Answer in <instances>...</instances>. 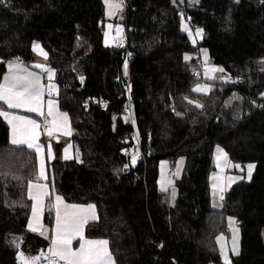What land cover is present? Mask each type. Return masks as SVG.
Wrapping results in <instances>:
<instances>
[{"label":"trees","instance_id":"trees-1","mask_svg":"<svg viewBox=\"0 0 264 264\" xmlns=\"http://www.w3.org/2000/svg\"><path fill=\"white\" fill-rule=\"evenodd\" d=\"M103 1L0 0V80L7 61L32 62L39 42L59 86L58 107L70 119L74 156L60 161L55 145L52 191L66 203L95 206L98 220L84 236L107 241L115 264H223L215 237L226 228L225 216L240 223V254L231 264H264V0L128 1L133 123L145 154V164L135 166L139 150L116 81L124 54L103 40ZM184 21L202 29L196 46L181 30ZM202 49L225 78L208 81L206 96L193 92L207 82L192 76L196 60L205 68ZM88 97L109 105L85 111ZM215 146L232 162L255 164L250 181L225 193L221 211L209 200ZM180 157L185 169L171 205L156 189L158 164ZM36 177L35 154L10 145L0 118V264H18L19 251L46 250L47 241L26 229L28 185ZM43 223L49 232V202Z\"/></svg>","mask_w":264,"mask_h":264},{"label":"crops","instance_id":"crops-1","mask_svg":"<svg viewBox=\"0 0 264 264\" xmlns=\"http://www.w3.org/2000/svg\"><path fill=\"white\" fill-rule=\"evenodd\" d=\"M187 21L182 22L181 24V30L182 32L189 38L188 40L192 43L193 46H196L201 42L203 32H201V35L197 36L196 32L198 29H194L190 26ZM186 26V28H185ZM202 30V29H199ZM34 45H39L40 49H43L41 44L39 42H34L32 44V51L34 53V59L32 62L26 64L21 62L20 60H14V61H7L6 62V71L2 76V79L0 80V85L3 84H8L9 86L13 83L18 82V78L24 79L31 81L32 83H35V78H38L39 84L42 86V97L39 100L38 104H33L32 106L38 107L39 108V113L38 112H30L27 111L26 108H8L7 104H5L3 101H0V111L8 112L12 116H20L24 117L29 120L35 121L37 125H39L38 128L31 129L30 126L27 125H21L17 121H13V124L17 125V132L16 136L17 138H27L24 137V130L28 129L29 131H32L36 137H38L35 140V143L40 146V151L37 152L35 148L29 149L27 147V144H21V145H10L12 146H23L26 148V150L32 152L36 156L37 160V177L36 180L30 184L32 185H37V187H32L31 189L29 188L28 185V198L31 201V211L29 218L27 220L26 224V229L37 236L43 237L45 241H47V246L46 250H44L40 254H35L36 257H42L44 255H52L51 249L53 246V239L57 235V207L60 209V215H61V223H64L65 220V213H72L75 212L76 214V219L80 222L83 223L85 219H87L86 223H83V237L84 240L87 241H101L102 239H91V238H86L84 236L85 228L89 223H94L98 220L97 216V210L94 205L88 204V205H76L78 208L76 209H71V208H66V205H75V204H69L66 203L65 200L57 194L56 192L52 191V187L48 183V175L50 170V165L53 163L55 160V145L59 142L54 140V135L60 136V139L62 142H64V138L67 140L65 142H70L71 134L72 131H69L70 127V119L68 115L65 112L60 111L58 107V102L56 100L59 92V86L55 80V75L52 78L49 79V72H48V64H47V59L44 58L43 55L38 54V50L34 51L33 46ZM43 51L46 53V51L43 49ZM47 54V53H46ZM40 64L44 65V69L37 68L35 65ZM9 65H13V67L10 69ZM18 65L19 67H15ZM219 69L216 66L212 64L205 65V73H204V79L207 82L200 83L198 85L207 88L209 91V87L207 86L208 81H224V73L222 71H211V69ZM31 74V75H29ZM9 77L8 81H5V77ZM209 77H213V79H209ZM51 86V89H50ZM197 87V85L195 86ZM194 87V88H195ZM194 92L197 95L200 96H206L207 93L209 92ZM49 101H51V115L49 114ZM67 117L65 119L64 117ZM44 117H47L49 119V126L45 129H42L41 126V121ZM0 118L3 120V122L6 124L8 127L9 131V142L12 139L13 136V124H10L4 117L0 116ZM71 130V127H70ZM49 131H51V135H49ZM65 133H70V134H65ZM53 137V139L51 138ZM71 143V142H70ZM49 151L51 152V158H49ZM60 156H64V160H69V158H65V156L70 157V152L68 150L61 149ZM74 156V155H73ZM61 161V159H60ZM41 170H43V178H41ZM210 178V177H209ZM30 192L31 196L35 197L36 199L30 198ZM57 197H60L62 200V203L57 202ZM51 204L52 207V212H53V223L52 227L49 230V232L46 231L43 223L44 219V211L47 203ZM33 205H36L37 207V212L35 217L33 216ZM92 206L90 209L89 206ZM93 215L95 216V219H93ZM31 222L32 228L35 229V231L31 230L29 227V224ZM74 234V233H73ZM105 241V240H104ZM82 241L80 240L79 235H75V238L71 242V247L72 250L75 251L79 249L80 243ZM99 247V246H97ZM107 251L110 255V260L106 261V264H115L114 263V258L109 252L108 246H107ZM23 254V259L17 258L18 264H24V260L32 258V256H29V254L19 251L18 254ZM17 254V255H18ZM57 258L65 264L64 260H61L58 256ZM37 261L35 264H37Z\"/></svg>","mask_w":264,"mask_h":264},{"label":"snow or ice","instance_id":"snow-or-ice-1","mask_svg":"<svg viewBox=\"0 0 264 264\" xmlns=\"http://www.w3.org/2000/svg\"><path fill=\"white\" fill-rule=\"evenodd\" d=\"M106 5H108L110 10L113 9H119L121 7V4L114 3L113 0H105ZM114 14L113 11H109V15ZM111 27V26H110ZM186 28V26H185ZM202 30H197L196 35H201ZM107 35V34H106ZM34 51L38 50V54L43 55L45 59H47V54L43 51V49H40L39 45L33 46ZM206 54V53H205ZM189 57L185 56V60H188ZM13 65H9V68L11 69ZM15 67H19L16 65ZM37 68L44 69V65L37 64L35 65ZM223 71V69H211V71ZM49 72V79L52 78V71L48 69ZM31 75V74H29ZM209 79H213V77H209ZM9 77H5V81H8ZM51 89V86H50ZM194 92H207L208 89L204 88L200 85H197V87L193 88ZM42 97V86L39 84L38 78H35V83H32L31 81L24 80L21 78H18L17 83H13L10 86L6 83L3 85H0V101H3L5 104H7L8 108H26L27 111L30 112H38L39 108L32 106L33 104H38L39 100ZM189 103H193L192 101H188ZM197 107H202V105L197 104ZM49 114L51 115V101H49ZM0 116L4 117L10 124H13V121L19 122L21 125H27L30 126L31 129L38 128L39 125L35 123L33 120L26 119L24 117L20 116H12L8 112L0 111ZM67 119V117H64ZM17 132V125L13 124V136L10 141L12 145H21V144H27V147L29 149L35 148L37 152L40 151V146L35 143V140L38 138L34 135L32 131H29L28 129L24 130V137L27 138H17L16 136ZM51 135V131L48 133ZM70 134V133H65ZM218 151L221 153V155H224L222 149H218ZM49 158H51V152L49 151ZM65 158H69L65 156ZM226 158V157H225ZM219 159V157H218ZM135 160V158H134ZM235 167L239 168V165H236ZM248 168V179H251L252 176V170L254 168V165L249 164L247 165ZM41 178H43V170H41ZM235 179H241V178H232L231 182H235ZM37 187V185L29 184V188ZM30 198L36 199L35 197L31 196L30 192ZM223 199V197H221ZM57 202L62 203V200L60 197H57ZM66 208L76 209L78 206L76 205H66ZM89 208L91 209L92 206L90 205ZM37 212L36 205H33V216L35 217ZM75 212L72 213H65V220L64 223H61V215H60V209L57 207V235L53 239V246L51 249L52 256L53 257H59L61 260L65 261V264H106V261L110 260V255L107 251V241L101 240V241H87L84 240L83 237V223L87 222V219L83 221V223H80L76 218ZM95 219V216L92 217ZM230 227L234 224V219L229 218ZM29 227L31 230L35 231L34 228H32L31 222L29 224ZM234 237H233V255H239L238 247H237V236L235 233H238V229L233 228ZM74 233V234H73ZM75 235L80 236V240L82 241L80 243L79 249L73 251L71 247V242L75 238ZM222 239V237H218L217 241L219 242ZM99 246V247H97ZM221 255L224 258L225 264H230V261L228 260V257L226 253L224 252L223 248L221 251ZM20 258L23 259V254H19ZM40 259V257H32L30 259L24 260V264H35L36 260ZM49 264H55L53 260H49Z\"/></svg>","mask_w":264,"mask_h":264},{"label":"rangeland","instance_id":"rangeland-1","mask_svg":"<svg viewBox=\"0 0 264 264\" xmlns=\"http://www.w3.org/2000/svg\"><path fill=\"white\" fill-rule=\"evenodd\" d=\"M114 3H118L115 0H113ZM174 2H179L180 4L187 3L188 5H192L196 2V0H174ZM105 6V24L103 28V40L106 45L113 46L115 37H121L124 32V26L122 22V15H123V9L122 6L119 9H113L110 10L108 5H106L105 0L103 1ZM109 11H113L114 14L109 15ZM111 26V27H110ZM107 34V35H106ZM206 53V54H205ZM201 60L205 65L210 64L209 56L205 49H202L200 52ZM189 59L193 56H188ZM52 74L54 76V72L52 69ZM59 88V87H58ZM60 91V90H59ZM59 93V92H58ZM49 126V122L44 125V128ZM69 131L70 127H69ZM55 138H58L60 145V150H68L70 152L69 160H64V156H61V161L66 162L73 159V149L70 142H65L67 139L64 138V142L61 141L60 136L54 135ZM53 139V137H51ZM218 149H222L224 155H221V153L218 151ZM219 157V159H218ZM226 157V158H225ZM135 157L131 160V165L135 166L137 162ZM185 159L180 157L175 160L173 164L169 163L167 160H162L158 164V177H157V191L160 194L166 195L169 199V203L173 205L175 203L176 197H177V188H176V181L179 180L185 169ZM212 167L213 170L211 171L209 175V200H210V206L215 211H221L223 207V201L225 193H227L236 183L240 181L248 182L250 181L248 179V168L247 165L252 164L254 165L253 171L255 169V164L253 163H235L230 161L228 155L224 151L223 148L220 146H215L213 150V156H212ZM236 165H239L240 167H235ZM252 177V176H251ZM232 178H241V179H235V182H231ZM223 197V199H221ZM231 216H225V230L215 237V242L217 246L218 255L220 257V260L223 264L224 258L221 255L222 248L224 252L226 253L228 260L231 264V258L238 256L233 255L232 250L234 247L233 244V237L234 232L233 228L238 229V233H235L237 236V247L240 254V241H241V231L240 226H238V222L236 221L235 217H231L234 219V224L232 227H230L229 218ZM262 242L264 245V229L262 230ZM222 237V239L218 242L217 238ZM16 239L13 240L15 242ZM16 246H19L18 242L14 243ZM29 256L36 257L35 254L28 253ZM17 258L19 259V254L17 255ZM38 262V261H37Z\"/></svg>","mask_w":264,"mask_h":264},{"label":"built area","instance_id":"built-area-1","mask_svg":"<svg viewBox=\"0 0 264 264\" xmlns=\"http://www.w3.org/2000/svg\"><path fill=\"white\" fill-rule=\"evenodd\" d=\"M128 1L129 0H119L122 9H123V15L122 19L124 20V32L121 37H115L114 39V47L116 50L121 51L124 55L122 58L123 62V70L118 75L116 81H118L120 87L123 89L124 94L122 97V103H121V108H123V112L126 114L128 121L131 125L132 132H131V138L133 139L135 146L138 148L139 153L137 156V161L142 162L145 164V154L142 152L140 149V143L139 140L137 139L136 131L134 129V123H133V113H132V94H131V81H130V71H129V64L132 59V51L129 47V40H128V35L132 32V28L127 26L126 24V17H127V12H128ZM189 21V17H188ZM196 66L197 68L193 71L192 76L194 79H203L204 73H205V68L202 66L200 60H196ZM232 82H236V80L233 78L231 80ZM82 89V87L80 88ZM82 109L83 110H88L92 106H99L101 109H105L108 105L109 102L106 100H99L98 98L95 97H88L85 98L82 102ZM49 122V119L47 117H44L41 121V126L42 129L44 128V125ZM127 157L131 156V152L127 151L126 153ZM123 168L125 170L129 169V164L125 163ZM49 260H53L55 264H63L57 257H53L52 255H44L42 256L37 264H49Z\"/></svg>","mask_w":264,"mask_h":264},{"label":"water","instance_id":"water-1","mask_svg":"<svg viewBox=\"0 0 264 264\" xmlns=\"http://www.w3.org/2000/svg\"><path fill=\"white\" fill-rule=\"evenodd\" d=\"M54 140L58 141V138H54ZM238 225H240V223L238 222Z\"/></svg>","mask_w":264,"mask_h":264}]
</instances>
